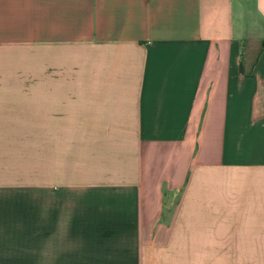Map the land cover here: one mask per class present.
Here are the masks:
<instances>
[{
  "label": "crops",
  "instance_id": "1",
  "mask_svg": "<svg viewBox=\"0 0 264 264\" xmlns=\"http://www.w3.org/2000/svg\"><path fill=\"white\" fill-rule=\"evenodd\" d=\"M0 264H264V0H0Z\"/></svg>",
  "mask_w": 264,
  "mask_h": 264
}]
</instances>
